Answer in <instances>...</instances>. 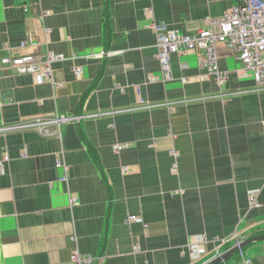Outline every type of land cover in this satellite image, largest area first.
Segmentation results:
<instances>
[{"label":"crops","instance_id":"obj_1","mask_svg":"<svg viewBox=\"0 0 264 264\" xmlns=\"http://www.w3.org/2000/svg\"><path fill=\"white\" fill-rule=\"evenodd\" d=\"M236 3L0 0V56L6 46L67 56L54 64L58 84L0 71V161L9 156L0 170V264H75L76 249L92 264H203L218 244L193 260L192 235L264 234V89L235 73L238 52L225 43L217 54L230 72L229 93H220L194 50L172 53L171 78L162 82L152 28H207V17ZM29 35L39 45L19 48ZM102 49L111 54L83 56ZM137 86L146 101L170 105L138 108ZM56 114L82 115L62 125V141L17 127ZM61 148L66 182L56 166ZM254 190L259 205L251 207ZM243 252L246 264H264V241ZM226 264L244 263L235 255Z\"/></svg>","mask_w":264,"mask_h":264},{"label":"built area","instance_id":"obj_2","mask_svg":"<svg viewBox=\"0 0 264 264\" xmlns=\"http://www.w3.org/2000/svg\"><path fill=\"white\" fill-rule=\"evenodd\" d=\"M208 27L198 28L190 32H181L168 26L164 22H153L152 28L156 35L157 57L161 64V81L165 82L171 78V59L172 53L184 54L194 50L198 52L199 66L206 69L207 76H212L220 89V93L226 92L225 86L229 79L230 72L220 68L218 64L217 45L225 43L233 47L238 52L240 66L235 69V73L240 78H252L259 90L264 89V0H238L222 16L218 18L207 17ZM38 41L29 35L23 39L19 48H27L37 45ZM6 53L0 56V71H12L14 73H29L38 76L39 81L53 80L54 64L67 58L64 53H57L48 50L44 53H12L9 46H6ZM111 54L110 51L102 49L98 53L85 55V58H104ZM77 58V55L74 57ZM75 72L80 75L81 66L75 67ZM157 80L150 76L149 81ZM123 90V88H121ZM139 108H154L161 105H170L169 102L151 103L146 101L137 86ZM82 115H62L56 114L53 117H35L30 120L21 121L17 127L37 128L44 137H56L62 141V125L69 121H76ZM53 127V129H51ZM124 144L115 145L116 150L124 148ZM64 149L61 148L60 156L56 160L57 168L62 170L60 180L66 182L69 179L70 165L62 157ZM171 153L176 156L178 151L173 149ZM9 160L5 155L0 161V170H4V162ZM177 164L173 166L176 171ZM127 171V167L124 168ZM258 190L250 191L251 207L258 206ZM71 202L77 203L78 199L71 196ZM129 220H141L137 215H130ZM71 240L75 241L76 236L70 235ZM235 240V244L241 242L239 233H234L230 237L209 238L205 233H198L190 236L187 249L193 260L202 258L208 251L210 243L218 244L213 249L219 254V248L229 241ZM241 261L246 264L250 261L244 252L240 250ZM72 261L75 264H92L93 257L83 255L77 249L72 254Z\"/></svg>","mask_w":264,"mask_h":264},{"label":"water","instance_id":"obj_3","mask_svg":"<svg viewBox=\"0 0 264 264\" xmlns=\"http://www.w3.org/2000/svg\"><path fill=\"white\" fill-rule=\"evenodd\" d=\"M264 241V234L255 235L253 237L243 239L239 244H235L232 247L222 251L221 253L215 255L210 260L206 261L203 264H221L226 263L230 258L234 256L236 252H238L241 248H245L246 246L258 242Z\"/></svg>","mask_w":264,"mask_h":264},{"label":"rangeland","instance_id":"obj_4","mask_svg":"<svg viewBox=\"0 0 264 264\" xmlns=\"http://www.w3.org/2000/svg\"><path fill=\"white\" fill-rule=\"evenodd\" d=\"M32 36V35H31ZM35 40V39H34ZM220 44V43H219ZM218 44V45H219ZM37 45H39V43L37 44ZM217 45V46H218ZM33 46H36V45H33ZM230 47V46H229ZM233 48V47H232ZM25 49V48H24ZM32 53H35V52H32ZM44 53V52H43ZM87 55V54H86ZM84 57H85V55H83ZM199 56V55H198ZM239 56V55H238ZM198 62H199V57H198ZM6 72V71H5ZM17 74H21V73H17ZM27 74H29V73H27ZM35 75V74H34ZM47 81H51V80H47ZM52 83H55V80H54V78H53V80L51 81ZM55 84H58V83H55ZM136 89H137V87H136ZM137 92H138V90H137ZM136 105H137V107L139 108V106L141 105V103H140V101H139V98H138V101H137V103H136ZM85 116V115H84Z\"/></svg>","mask_w":264,"mask_h":264},{"label":"trees","instance_id":"obj_5","mask_svg":"<svg viewBox=\"0 0 264 264\" xmlns=\"http://www.w3.org/2000/svg\"><path fill=\"white\" fill-rule=\"evenodd\" d=\"M231 245H232V243H228V247H230ZM228 247H227V248H228ZM247 247H248V246H246L245 248H243V251H245ZM235 255H239V256H240L239 251L236 252V253L234 254V256H235ZM226 263H227V262H226ZM226 263H221V264H226Z\"/></svg>","mask_w":264,"mask_h":264}]
</instances>
